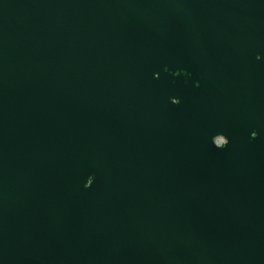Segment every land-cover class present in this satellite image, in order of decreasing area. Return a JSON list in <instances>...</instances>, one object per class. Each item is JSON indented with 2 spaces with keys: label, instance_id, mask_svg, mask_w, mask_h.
<instances>
[{
  "label": "water",
  "instance_id": "water-1",
  "mask_svg": "<svg viewBox=\"0 0 264 264\" xmlns=\"http://www.w3.org/2000/svg\"><path fill=\"white\" fill-rule=\"evenodd\" d=\"M0 264H264V0H0Z\"/></svg>",
  "mask_w": 264,
  "mask_h": 264
}]
</instances>
